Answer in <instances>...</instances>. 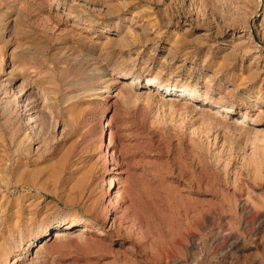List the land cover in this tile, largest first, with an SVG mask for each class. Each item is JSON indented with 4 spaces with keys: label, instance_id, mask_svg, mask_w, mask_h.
<instances>
[{
    "label": "rangeland",
    "instance_id": "rangeland-1",
    "mask_svg": "<svg viewBox=\"0 0 264 264\" xmlns=\"http://www.w3.org/2000/svg\"><path fill=\"white\" fill-rule=\"evenodd\" d=\"M258 38L264 0H0V264H264Z\"/></svg>",
    "mask_w": 264,
    "mask_h": 264
},
{
    "label": "bare ground",
    "instance_id": "bare-ground-1",
    "mask_svg": "<svg viewBox=\"0 0 264 264\" xmlns=\"http://www.w3.org/2000/svg\"><path fill=\"white\" fill-rule=\"evenodd\" d=\"M258 42L260 43V45L261 44H264V41H263V39H260V38H258ZM262 46V45H261ZM126 77V76H125ZM127 77H129V76H127ZM158 82H160V83H162V81H160V80H157V79H153V80H151V83L152 84H154V83H158ZM150 83V82H149ZM151 86V85H150ZM207 101V100H206ZM238 124H243V122L241 121V120H235ZM109 125V122H107V124H106V126H108ZM107 145H109V143L107 144ZM77 224L76 223H74V222H69L65 227L66 228H73V227H75ZM101 234L102 233H104L103 231H101L100 232ZM64 233L61 231V230H56V232H54V234H53V236H55V238H54V240L56 239V238H58V237H60V236H62ZM53 240V241H54Z\"/></svg>",
    "mask_w": 264,
    "mask_h": 264
}]
</instances>
